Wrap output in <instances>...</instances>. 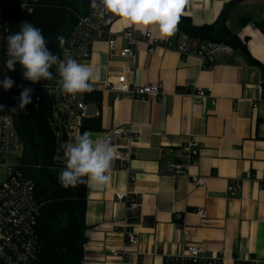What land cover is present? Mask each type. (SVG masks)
<instances>
[{
  "label": "crops",
  "instance_id": "1",
  "mask_svg": "<svg viewBox=\"0 0 264 264\" xmlns=\"http://www.w3.org/2000/svg\"><path fill=\"white\" fill-rule=\"evenodd\" d=\"M231 1L188 0L184 14L195 25L212 24ZM243 16L250 22L238 29L239 37L261 66L229 46L216 51L210 63L196 54L182 56L173 45L201 42L178 31L166 40L151 34L160 43L152 54L142 40L127 57L118 55L125 40L118 38L112 52L108 40L99 39L90 57L79 62L95 66L99 74L93 89L100 91V105L87 101L88 118L101 123L100 130L89 131L93 139H103L116 126L138 134L131 162L115 159L103 189L87 186L84 264H177L173 259L190 244L220 256L221 264H264V31L254 25L264 22V0L240 3L229 23L233 30ZM128 27L118 18L111 32ZM119 76L138 85L159 83L161 93L116 98L103 87ZM198 88L207 90L199 101L192 96ZM191 141L202 144L199 162L169 174L170 163H186L184 146ZM116 193L138 206L129 208ZM128 232L138 236L137 244L127 241Z\"/></svg>",
  "mask_w": 264,
  "mask_h": 264
},
{
  "label": "built area",
  "instance_id": "2",
  "mask_svg": "<svg viewBox=\"0 0 264 264\" xmlns=\"http://www.w3.org/2000/svg\"><path fill=\"white\" fill-rule=\"evenodd\" d=\"M31 1L22 0V9L32 12ZM117 19L112 17L109 22H105L109 18L106 16L104 20L99 19L91 8L85 14L78 16V21L66 41L60 58L63 59L68 55L78 62L87 59L92 53L93 43L99 39L108 40L112 52L115 51L118 38L125 40L127 45L118 51V55L121 57L134 55L135 45L142 40L146 41L150 54L160 45L159 41L153 39L150 33L138 31L134 27H128L119 34L112 33L111 26ZM11 34L10 19L4 14L0 3V81H3L5 76L15 81L5 67V61L8 59L7 37ZM172 47L177 49L182 56L196 54L206 63L214 61L216 51L227 49V45L211 42H201L196 47H190L186 41H181ZM55 79H58L57 70L52 82L23 85L30 87L34 94L39 95V89L46 90L48 93L55 89ZM103 88L115 92L116 98L125 97L131 100L150 96L157 97L161 93L159 83L133 84L128 82L125 76H119L115 80L109 81ZM0 89L5 90L2 84H0ZM206 91L198 88L196 92L192 93V96L199 101L206 95ZM50 95L54 97L53 125L56 128V134L60 138L61 144H67L81 133L82 120L90 114L86 92L71 95L56 90L52 91ZM215 103L216 101L212 100V104ZM63 137L66 139L65 143L62 140ZM122 138L127 140L126 145L118 143V140ZM103 139L111 141L116 151L117 160L126 165L131 162V150L138 139L136 132L129 127L116 126L110 128ZM23 150L24 146L14 128L12 118L0 109V168H3L4 172V178L0 180V264H33L39 255L40 245L36 225L42 204L35 197L33 181L22 171L20 159ZM201 150V143L189 142L184 146L186 163H170L166 171L172 175L186 172L190 166L199 162ZM193 181L200 184L203 183L204 178L194 177ZM229 189L234 190L235 188L231 186ZM116 198L119 201H124L131 209L138 206L137 201L127 194L116 193ZM200 213L204 214V211ZM126 239L132 245L138 243V236L133 232H128ZM173 261L177 264H221L220 256L211 254L196 244L188 245L184 252L176 256ZM250 264H261V261L254 260Z\"/></svg>",
  "mask_w": 264,
  "mask_h": 264
},
{
  "label": "trees",
  "instance_id": "3",
  "mask_svg": "<svg viewBox=\"0 0 264 264\" xmlns=\"http://www.w3.org/2000/svg\"><path fill=\"white\" fill-rule=\"evenodd\" d=\"M244 0H232L220 12L212 24L195 25L182 10L177 31L189 39L199 42L224 44L239 50L247 60L255 65L261 64L251 57L247 42L238 34V29L250 22L243 16L233 30L229 23L237 13V7ZM4 14L10 19L12 34L20 31L24 21L40 29L48 49L60 57L58 36L67 41L74 29L78 16L85 14L91 7V0H35L31 1L32 12L23 10L22 0H0ZM264 31V22H254ZM14 71H9L16 85L9 90L0 89V105L14 124L21 143L24 146L20 159L22 171L34 183L35 197L42 204L37 219L36 231L39 237V255L33 264H84L85 245L88 242L85 215L87 210V184L64 188L58 181L60 171L65 167L62 140L56 134L53 125L54 97L46 90L39 89L36 95L32 92V103L19 109V97L23 84H42L52 82L40 80L36 83L23 78L24 69L17 63ZM262 68V95L264 98V67ZM55 78L56 66L50 69ZM22 86V87H21ZM39 97V99H37ZM86 99L100 105V91L93 89L86 92ZM13 109H16L13 111ZM101 129L98 118H83L81 133ZM62 142V143H63Z\"/></svg>",
  "mask_w": 264,
  "mask_h": 264
},
{
  "label": "clouds",
  "instance_id": "4",
  "mask_svg": "<svg viewBox=\"0 0 264 264\" xmlns=\"http://www.w3.org/2000/svg\"><path fill=\"white\" fill-rule=\"evenodd\" d=\"M187 3L188 0H91L90 7L99 19L104 20L107 16L109 20L105 22L116 17L129 27L153 34L159 40H166L175 35ZM57 39L63 48L65 38L58 36ZM7 44L5 67L14 71V66L19 63L24 69V79L33 83L54 80L50 69L56 66V88L50 90L49 94L56 90L71 95L91 92L93 84L99 79L95 66L81 64L68 55L61 59L53 54L41 30L27 21L21 24L19 32L7 37ZM14 83L8 76L0 81L5 90L11 89ZM32 91L31 88H23L19 109L32 103ZM2 108L3 105H0ZM63 153L66 164L58 175L62 187H76L85 183L91 189L100 190L111 181L116 151L110 140L93 139L92 133L85 131L65 144Z\"/></svg>",
  "mask_w": 264,
  "mask_h": 264
},
{
  "label": "rangeland",
  "instance_id": "5",
  "mask_svg": "<svg viewBox=\"0 0 264 264\" xmlns=\"http://www.w3.org/2000/svg\"><path fill=\"white\" fill-rule=\"evenodd\" d=\"M3 178H4L3 168H0V180H3Z\"/></svg>",
  "mask_w": 264,
  "mask_h": 264
}]
</instances>
